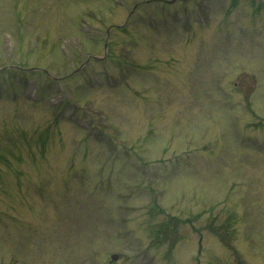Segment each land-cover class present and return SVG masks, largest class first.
<instances>
[{"label": "rangeland", "instance_id": "rangeland-1", "mask_svg": "<svg viewBox=\"0 0 264 264\" xmlns=\"http://www.w3.org/2000/svg\"><path fill=\"white\" fill-rule=\"evenodd\" d=\"M159 1L0 0V264H264V0Z\"/></svg>", "mask_w": 264, "mask_h": 264}]
</instances>
